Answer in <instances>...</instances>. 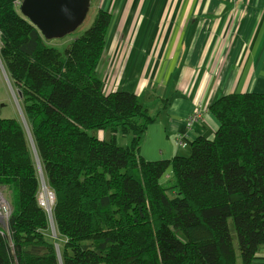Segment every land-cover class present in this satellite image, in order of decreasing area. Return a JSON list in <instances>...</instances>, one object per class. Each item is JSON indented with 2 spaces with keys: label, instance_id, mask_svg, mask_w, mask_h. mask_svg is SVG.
I'll return each instance as SVG.
<instances>
[{
  "label": "trees",
  "instance_id": "16d2710c",
  "mask_svg": "<svg viewBox=\"0 0 264 264\" xmlns=\"http://www.w3.org/2000/svg\"><path fill=\"white\" fill-rule=\"evenodd\" d=\"M16 1L0 0V64L28 129L0 118V185L11 188L0 264H253L264 249V92L218 97L212 139L145 160L155 116L135 93L105 91L97 70L111 14L97 9L61 51Z\"/></svg>",
  "mask_w": 264,
  "mask_h": 264
},
{
  "label": "crops",
  "instance_id": "0c3cea01",
  "mask_svg": "<svg viewBox=\"0 0 264 264\" xmlns=\"http://www.w3.org/2000/svg\"><path fill=\"white\" fill-rule=\"evenodd\" d=\"M97 9L111 14L97 67L104 90L135 93L155 116L145 160L187 156L196 137L212 139L218 97L264 92V0H100ZM253 264H264V249Z\"/></svg>",
  "mask_w": 264,
  "mask_h": 264
},
{
  "label": "rangeland",
  "instance_id": "374dc122",
  "mask_svg": "<svg viewBox=\"0 0 264 264\" xmlns=\"http://www.w3.org/2000/svg\"><path fill=\"white\" fill-rule=\"evenodd\" d=\"M99 2L100 0H90L89 7L85 15L83 16L82 20L78 23V25L73 30H71L70 33L60 38L47 39V43L51 46L57 47L61 51L64 48H66L67 44L75 36L82 34L92 24L97 12V8L99 6ZM2 68L3 67H0V118L18 119L21 121L23 126L27 128V124L25 120L24 122L21 120L17 91L11 86L10 81L8 79V75L4 70V68L3 69ZM89 134L106 141H108L111 136V133L108 130L107 131L93 130L89 132ZM123 141H125V138L117 141V143L120 144ZM189 149L190 148L188 146L186 147L185 151H189ZM189 154L190 153H187V155ZM163 182H164V178H163ZM38 203L45 209L47 207L51 208L53 204V197H50L48 190L43 189L42 185L38 193ZM10 212H11V188L6 185H0V230L2 231L5 232L7 231V220Z\"/></svg>",
  "mask_w": 264,
  "mask_h": 264
},
{
  "label": "water",
  "instance_id": "95a60500",
  "mask_svg": "<svg viewBox=\"0 0 264 264\" xmlns=\"http://www.w3.org/2000/svg\"><path fill=\"white\" fill-rule=\"evenodd\" d=\"M89 4L90 0H22L19 11L23 17L28 19V21L40 31L45 39H54L70 33L82 20ZM17 94L18 97L21 96L19 91H17ZM20 116L21 120L24 122L21 110ZM25 129L27 130L26 127ZM36 165L43 188L45 185L37 158ZM49 195L53 197L52 193ZM46 211L49 217H51V208L47 207ZM52 225L53 221L52 218H50L51 236L54 237V226Z\"/></svg>",
  "mask_w": 264,
  "mask_h": 264
},
{
  "label": "built area",
  "instance_id": "2783aa9c",
  "mask_svg": "<svg viewBox=\"0 0 264 264\" xmlns=\"http://www.w3.org/2000/svg\"><path fill=\"white\" fill-rule=\"evenodd\" d=\"M21 1H22V0H18V1H16V5H17L18 8H19V6H20V4H21ZM197 116H198V114H197V112L195 111L194 114H193V116L191 117V119L188 120V123H190L191 120L194 119V118L197 117ZM180 145H181L182 147H185L186 144L183 143V142H181ZM49 194H50V193H49ZM50 197H51V196H50Z\"/></svg>",
  "mask_w": 264,
  "mask_h": 264
},
{
  "label": "bare ground",
  "instance_id": "6f19581e",
  "mask_svg": "<svg viewBox=\"0 0 264 264\" xmlns=\"http://www.w3.org/2000/svg\"><path fill=\"white\" fill-rule=\"evenodd\" d=\"M43 189H46V187H43ZM45 191V190H44ZM53 226V225H52ZM53 229H54V227H53ZM54 235H55V232H54Z\"/></svg>",
  "mask_w": 264,
  "mask_h": 264
}]
</instances>
